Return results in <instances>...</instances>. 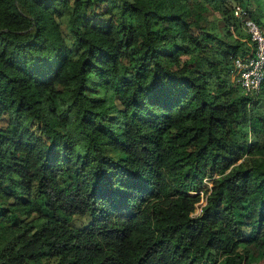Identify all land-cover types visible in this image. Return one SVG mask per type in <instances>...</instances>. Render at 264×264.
Segmentation results:
<instances>
[{"label": "trees", "instance_id": "obj_1", "mask_svg": "<svg viewBox=\"0 0 264 264\" xmlns=\"http://www.w3.org/2000/svg\"><path fill=\"white\" fill-rule=\"evenodd\" d=\"M236 5L264 35V0H0V264L264 261Z\"/></svg>", "mask_w": 264, "mask_h": 264}, {"label": "built area", "instance_id": "obj_2", "mask_svg": "<svg viewBox=\"0 0 264 264\" xmlns=\"http://www.w3.org/2000/svg\"><path fill=\"white\" fill-rule=\"evenodd\" d=\"M233 16L243 21V26L255 45L253 54L250 57L246 60L236 59L234 61V68L237 72L236 83L243 93L254 96L258 93L264 81V35L258 24L248 16L247 12L240 5L233 7ZM199 193L201 195L203 192L200 191ZM204 204L205 201H203V205L199 208L198 213L195 211V205V214L193 212V216H198L202 213Z\"/></svg>", "mask_w": 264, "mask_h": 264}, {"label": "rangeland", "instance_id": "obj_3", "mask_svg": "<svg viewBox=\"0 0 264 264\" xmlns=\"http://www.w3.org/2000/svg\"><path fill=\"white\" fill-rule=\"evenodd\" d=\"M247 14H248V12H247ZM249 16V15H248ZM250 17V16H249ZM210 18H212V19H218L219 18V13H217V12H212L211 13V15H210ZM252 19V18H251ZM238 21V20H237ZM61 27H62V30H63V32L65 33V31H66V27H65V24L64 23H62L61 24ZM240 32L242 33V34H246L247 33V31L245 30V28H244V26L242 25L241 26V28H240ZM206 186H207V184H206ZM207 188V187H206ZM203 191H204V189H203ZM203 201H205L204 200V194L202 193L201 195H200V201H199V203L196 205V213H198L199 212V208L203 205ZM193 214H195V212L193 213ZM192 214V215H193ZM79 218V219H78ZM82 217H80V216H74V219H76L75 221H72V222H70V226H72V227H77V226H79V225H81V224H83V222H84V220L85 219H81ZM74 219H72V220H74ZM238 250L241 252V253H243L244 252V249L240 246L239 248H238ZM242 264H246V263H242ZM249 264H264V261L263 260H261L260 258H258L257 256L254 258V260L251 262V263H249Z\"/></svg>", "mask_w": 264, "mask_h": 264}]
</instances>
